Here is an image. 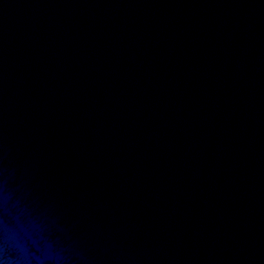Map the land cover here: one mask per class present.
Listing matches in <instances>:
<instances>
[{
  "label": "water",
  "instance_id": "water-1",
  "mask_svg": "<svg viewBox=\"0 0 264 264\" xmlns=\"http://www.w3.org/2000/svg\"><path fill=\"white\" fill-rule=\"evenodd\" d=\"M0 264H264V0H0Z\"/></svg>",
  "mask_w": 264,
  "mask_h": 264
}]
</instances>
